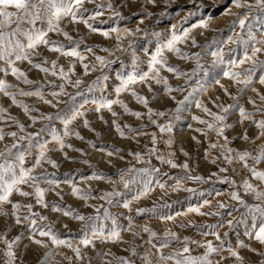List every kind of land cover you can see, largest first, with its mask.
<instances>
[{
	"label": "rangeland",
	"instance_id": "1",
	"mask_svg": "<svg viewBox=\"0 0 264 264\" xmlns=\"http://www.w3.org/2000/svg\"><path fill=\"white\" fill-rule=\"evenodd\" d=\"M254 2V0H247ZM112 3L124 19L109 17L112 15L107 8V4ZM196 4H202V9H197ZM100 5V8H97ZM83 9H87L84 18L96 11L103 14L96 20H89L96 31H91L83 22L73 23L70 18H64L60 22V28L67 32L73 41H81L79 48L85 59L83 61L63 56L59 53L51 52L47 47L41 45L37 48L39 55H33L32 64L28 61H16L14 67L24 72L33 83L28 85L23 83V78L17 79L11 73V68L0 61V80L11 85L8 92L15 96L16 104L12 102L11 95H5L0 92V129L4 132V139L0 140V151L13 143L18 142V137L29 133H36L45 126L48 129H55L57 135L62 138L65 147L53 140L51 134L46 131L42 137L37 138L35 143H46V156L56 163L58 167H52L51 164L42 163L39 167H34L35 159L38 156V149L33 147L30 154H26L25 168H33V176L40 177L47 175V179L57 181L56 184L49 185L40 183V187L45 189L44 202L47 207L41 206L36 202L35 195L22 197L13 193L10 197L12 203H19L21 208L17 215L20 217V223L16 222L13 216L11 203L0 205V236L4 240L12 242L19 237V240L13 244L15 260L13 264H40L45 258L46 253L52 255L46 261V264H69L66 257L72 258V264H106L112 261V255L104 256V252H109L115 256L129 257L134 264H143L139 257H132L128 251L130 247H137V251L143 254L145 251L153 253L155 259L156 250L147 243L149 233L143 232L147 226L151 231L157 233V239L153 243L159 246L164 233L172 231L177 234L178 239L170 240L169 246L162 249L165 255L171 254L174 250L182 249L185 238H188V246L191 255L199 256L205 251L199 247V244L211 242L214 247L223 250L214 253L211 257L213 264H240V261L233 257L229 249L237 253V256L243 261V264H261L264 261V245H261L254 236L246 235V230L251 229V220L247 223L239 224L237 221L243 217L246 209L237 201L231 199V193L237 192L238 195L247 204H258L254 195L246 194L242 187L243 180L248 179L254 187L264 191V184L255 180L251 173L243 168L241 162L233 160L231 164L227 163L224 156L221 155L222 149L217 147L211 149L210 144L216 143L223 145L224 137H218L214 131L208 130L206 124L199 123V120L214 122L212 117L207 115L202 108L197 107L199 102L210 112L221 114L220 105L227 106L236 104L237 107L226 114L224 124V136L227 137L228 147L233 149V155L237 151H249L255 155L260 145H264V137L259 136V130L251 121H241L239 107H243L247 112L253 113V120L264 119V115L257 112L258 107H264V101L260 96L264 95V85L259 83V75L253 77V83L241 93L239 90L244 86L236 81L226 77L225 71L241 72L249 67V64L233 68L228 65H219L213 67V57L211 52L217 48L225 53V60L243 58L244 47L232 43H225L229 36L235 39V33L240 32L239 27L234 30L229 25L236 19V14L242 13L243 9L235 8L230 0H169L165 4L163 0H156V4H147L146 0H86ZM82 9V11H83ZM165 13L161 15V13ZM151 13L152 15H147ZM189 13H195L189 15ZM143 20V23L140 21ZM203 22V24H202ZM46 28L47 25H37ZM112 28L120 29L119 36L122 37L119 43L125 51H117L116 44L117 33L112 32ZM128 29L135 33L133 36L127 35L123 30ZM140 31H137V29ZM189 30V38L182 43L177 44L181 53H187L190 59H181L176 53L169 52L166 48L163 51V57L168 66L176 68L181 75L171 73L161 68L156 69L159 78L166 79L168 87L173 91L165 90L163 83L157 84L151 77L155 73H149L151 57L156 54L159 47L166 44L173 32L182 35L183 31ZM104 32L108 36L103 35ZM257 39H264V28L253 29ZM147 33V35H145ZM159 33V35H152ZM51 41L64 45L65 51L70 50L75 44L69 42L60 33L51 32L47 37ZM246 38V37H245ZM192 39H195L196 45H192ZM213 39L219 43L212 45L207 51L204 50L206 44L211 43ZM129 43L134 48H128ZM91 48L93 51L88 52ZM109 49L114 54L109 56L107 52L101 49ZM235 49V52L230 50ZM135 51L137 63L135 69L132 65V53ZM200 54L199 64L201 69H197V60L195 54ZM250 54V46H249ZM101 56L106 60L114 61L110 66L101 68L95 57ZM14 59V57H13ZM258 59L264 60V54H258ZM47 61V63H45ZM56 62V68L53 69L52 62ZM33 64H41L42 67L49 69L44 73L33 67ZM89 66L87 75L83 65ZM63 68L68 73L67 79H60L59 69ZM69 68L72 69L69 72ZM55 71L56 75H52ZM135 73L137 77L144 73H149V78L130 84L127 89L117 93L116 89L121 86V78H126L129 73ZM195 72V75L193 73ZM205 72L208 74L205 75ZM187 74V75H183ZM107 76L106 80L99 78ZM80 79L82 83L77 87L74 82ZM96 81V84H93ZM60 85H63L61 92ZM92 86L91 92L87 91ZM40 89L42 97L36 95L22 96L19 91L35 92ZM225 89L229 95L225 94ZM255 89V91H253ZM60 93L53 96L51 93ZM132 92L143 96L148 100L145 107L139 103ZM77 93H82L78 95ZM189 93L192 95L189 96ZM236 97L233 101L230 97ZM73 97H75L73 99ZM188 101L181 105L179 102ZM119 101L113 103L111 108L99 107L98 103L93 101ZM48 101V103H45ZM250 101H254L251 103ZM27 105L30 111L26 114L22 107L18 105ZM121 104L126 105L129 112H125ZM82 105V106H81ZM180 108L177 113L176 109ZM153 112H163V116H152L156 121L152 124L148 117V109ZM73 111L83 113L78 115L75 120L68 125L69 135H64V124L60 120L51 121L42 119L43 116L61 115L71 116ZM132 112L141 113V118L137 119L131 115ZM113 113H116L113 116ZM179 117L178 119L176 117ZM196 117L197 119H193ZM35 118V122L33 119ZM87 121V126H85ZM23 125L24 131L21 132L17 123ZM171 124L172 131L161 133L157 125ZM127 126V127H126ZM119 127V131H117ZM131 128L133 131H129ZM10 132H16L17 137L13 138L7 135ZM120 132L124 133L122 137ZM202 133H207L206 135ZM155 134L157 143L156 155H149L148 150L153 147L151 140ZM249 137L243 139L244 135ZM195 138V139H193ZM171 140V146L165 141ZM22 145L27 141H19ZM118 150V151H117ZM15 152L16 150L13 149ZM113 153L111 156L108 153ZM130 153H140L143 162H137ZM168 153H172L173 161L178 165L188 164V170L182 167L172 168L167 163H161L157 156L163 155L168 159ZM184 153L188 155L185 156ZM215 159V163L212 161ZM250 166L258 171H264V161L259 164H253L248 161ZM145 167L159 168L160 173L157 178L164 184L160 188L155 182L150 185L151 191L148 195L134 200L132 197L142 189L137 183L132 186V191L125 192V195L119 198L120 203L108 205L105 201L99 199L103 192L113 190L115 187L124 192L123 185L119 183L118 172L128 168L141 169ZM225 168L226 172H220ZM235 169V171H233ZM93 173L102 174L110 177L111 181L105 179H88ZM167 173V175H164ZM215 173V175H213ZM134 174V173H133ZM189 176H200L207 183H201L194 179H188ZM217 177L228 178L234 182L219 183ZM67 181H70L68 183ZM177 181L179 184L177 185ZM29 184L20 185L21 190L33 192ZM80 189L82 193H91L87 201L79 199L72 195L73 188ZM193 189L194 191H188ZM203 193V195H200ZM131 200V211L122 207L123 200ZM208 203L205 204L204 201ZM227 205L220 209L219 204ZM32 205L31 212L27 205ZM170 207H162L163 205ZM53 206H58L61 211H53ZM103 206L108 208L110 213L118 216V222L121 225V240L125 242H102L94 239L93 244L84 247L79 243L81 236L82 223L65 216L62 210H72L80 215H95V207ZM156 207V213H145L142 216L136 215L138 208ZM199 208V213L190 212L188 209ZM177 213H180L177 215ZM213 213H218L213 215ZM229 213H231L229 215ZM133 217L134 232H139L138 237H134L132 232L124 231L127 227L125 217ZM27 216L29 219L25 220ZM167 216H173L171 220ZM40 217L46 219L41 220ZM36 219L35 231L30 221ZM229 221L232 226L229 227ZM107 229L111 228L110 221H105ZM215 225V228L208 227ZM50 226L52 231L59 235L61 239L72 243L73 247H79L85 259L77 261L74 252L65 245H53L46 236H40L41 228L45 230ZM207 233V235H204ZM227 233V235H225ZM217 236L220 239H217ZM35 241H41L37 244ZM196 241L198 243H192ZM42 245H47L44 247ZM142 245V246H141ZM6 245L0 240V264H5L7 257L4 255ZM97 253H101L100 256ZM114 264V262H113ZM168 264H173L169 261Z\"/></svg>",
	"mask_w": 264,
	"mask_h": 264
},
{
	"label": "snow or ice",
	"instance_id": "2",
	"mask_svg": "<svg viewBox=\"0 0 264 264\" xmlns=\"http://www.w3.org/2000/svg\"><path fill=\"white\" fill-rule=\"evenodd\" d=\"M86 0H0V61L4 62L6 65H8L9 68H11V73L13 76H15L18 80L23 78L24 84H32L33 82L27 78L24 72L20 71L16 67H14V64L16 61H28L30 64H32V57L33 55H39L37 52V48L41 45L48 48L49 51L59 53L63 56H69L76 59H79L83 61L85 59V56L79 52L77 49L80 46L81 41H73V38L67 33L64 32L60 28V22L64 18H70L71 22L77 23V22H83L91 31H96L95 28L92 27L91 24H89V20H96L98 17H100L103 13L101 11H96L88 16L87 19L84 18V13L87 11V9H83V5L85 4ZM88 2H92V0H88ZM165 4L169 3V0H163ZM174 2V0H173ZM147 4H156V0H146ZM230 3L232 6L238 9H243L244 11L242 13L236 14V19L232 22V24L229 25V28L235 29L236 27H239L240 32L235 33V39H233L232 36H229L227 38V41L225 43H232L236 44L238 46L244 47V55L242 59H239L238 61L236 59H228L225 60V53L222 49L217 48L216 50L211 52L213 59V67L219 66V65H228L233 68H238L242 65L249 64L250 66L243 69L241 72H235V71H225L224 75L237 83L243 85L244 87L241 88L239 91L241 93L244 92L245 89L249 87L253 83V77L257 75V72L260 73L258 79L259 83L261 85H264V60L258 59V54H264V39H257L256 35L253 32L254 28H257L258 30L261 28H264V0H254V2H247V0H230ZM195 7L197 9H202L204 6L202 4H196ZM97 8H100V5H97ZM107 8L111 11L112 15L109 17V19L112 18H118V19H124L125 17L121 14V12L118 10L117 7H115L112 3L107 4ZM83 9V11H82ZM165 13H161V15H164ZM195 13H189V15H194ZM147 15H152L151 13H147ZM143 23V20L140 21ZM47 25L46 28L44 27H38L37 25ZM203 24V22H202ZM112 32H116L117 35V44H116V50L117 51H125L126 49H123L119 43L120 39L122 37L119 36L120 29L118 28H112ZM127 35L133 36L135 33L129 31L128 29L123 30ZM137 31H140L138 28ZM51 32L60 33L64 36V38L69 42V44H75L74 47H72L70 50L65 51L64 45L58 44L55 41L49 40L48 34ZM103 35L108 36L107 32H104ZM147 35V33H145ZM152 35H159V33H152ZM246 37V38H245ZM189 38V30L185 29L183 31V34H177L173 32L171 39L167 41L166 44L159 47L156 51V54L151 57V63L149 67V73H155L151 78L155 80L157 84L163 83L165 90L168 92L173 91L170 87H168V82L166 79L159 78V73L156 69V66L159 65L161 68H164L166 71L175 73L177 75H181V73L178 72L176 68H173L171 66H168L167 61L163 57V51L166 48L169 52L176 53L181 59H190L192 57H189L187 53H181V50L177 47V44L182 43L183 41L187 40ZM219 43L216 39H213L211 43L206 44L204 46V50L207 51L209 48L212 47V45ZM192 45H196L195 39H192ZM249 46H250V54H249ZM128 48H134V45L132 43H129ZM88 52H92L93 50L91 48L87 49ZM101 51L107 52L109 56H112L114 53L110 51L109 49H101ZM231 52H235V49L230 50ZM14 57V59H13ZM96 61H98L101 68L105 66H110L114 61L106 60L104 57L96 56ZM195 59L197 60V69H201V65L199 64L200 60V54H195ZM47 63V61H45ZM137 63V57L135 55V51L132 53V65L135 69ZM33 67L39 69L40 71L44 73H48L49 69L47 67H42L41 64H33ZM53 69L56 68V62H52ZM85 68V74L87 75V70L89 66L87 64L83 65ZM69 72L72 71L71 68L68 70ZM149 73H144L143 75H140L137 77L135 73H129L126 78H121V86L116 89L117 93L124 91L129 87L130 84H134L137 82V80L144 81L149 78ZM208 73L205 72V75ZM52 75H56V72L53 71ZM59 75L60 79L66 80L68 73L65 72V70L61 67L59 69ZM187 75V74H183ZM195 75V72L193 73ZM101 80H106L107 76H103L99 78ZM82 83L80 79H77L74 84L75 86H79ZM96 81H93V84H96ZM11 87V85L6 84L3 80H0V92H4L5 95H11L12 96V102L13 104H16V98L14 95L8 92V89ZM61 92H63V85H60ZM93 90L92 86H89L87 91L91 92ZM255 91V89H253ZM19 95L22 96H31L36 95L38 97H42L41 91L38 88L35 92L31 91H19ZM53 96H57L60 93L53 92L51 93ZM78 95L82 93H77ZM135 99L143 104L145 107L148 105V100L140 95H137L135 92L131 93ZM225 94L229 95L227 92V89H225ZM192 94L189 93V96ZM75 97H73L74 99ZM233 101H235L236 97H230ZM260 100L264 101V95L260 96ZM188 101V97H185L184 101H180L179 103L183 105L185 102ZM251 103H254V101H250ZM45 103H48V101H45ZM93 103H98L99 107L97 110H99L100 107H108L111 108V105L113 103H120L119 101H104L101 99L100 101H93ZM19 107H22L27 114L30 109L27 105H18ZM82 106V105H81ZM121 107L124 109V111L127 113L129 112V109L126 105L121 104ZM197 107L202 108V110L209 116L212 117V120L214 122H208L205 120H199V123L206 124L207 129L214 131L218 137H224L225 143L223 145H218L216 143L210 144L209 147L211 149H215L217 147H220L222 149L221 155L224 156L227 163L231 164L233 160H236L238 162H241L243 165V168L247 169L252 177L259 181L261 184H264V171H258L255 167L250 166L248 161L251 160L253 164H259L262 161H264V145H260L258 148V151L255 155L252 154V152L249 151H237L233 155V149L228 147V139L226 136H224L225 128L228 127L224 124V121L226 119V114L230 112V110L237 107V105L230 104L227 106L220 105V112L221 114H216L210 112L206 107H203L199 102H197ZM180 108L178 107L176 109V112H180ZM3 109H0V112H3ZM257 112L261 113V115H264V107H258ZM131 115L135 116L137 119L141 118V113L139 112H132ZM239 114L241 121L248 120L255 124L256 128L259 130V137H264V119L260 120H253V113L247 112L243 107H239ZM78 115H83V113H80L78 111H73L71 116L61 115L60 113H57L54 117L51 115L43 116L42 119L51 121L53 119L60 120L61 123L64 124V135H69L68 125L71 124L73 120L77 118ZM116 113H113V116H115ZM163 116L165 113L163 112H153L152 109H148V117L152 124H156L155 120H152V116ZM179 118L178 116L176 117ZM33 122H35V118H32ZM193 119H197L194 117ZM17 123V127L20 128V131H24L23 125H20L19 122ZM85 126H87V121H85ZM127 127V126H126ZM161 133L164 132H171L172 126L171 124H164V125H157ZM48 131L53 140H55L61 148L65 147L62 138L57 135L55 129H48L47 126L44 128H41L36 133H29L27 135H22L18 137V142L13 143L11 146L6 147L3 151H0V205L3 204H9L11 203L12 208V215L16 217V222L20 223V217L17 215L18 210L21 208V205L19 203H12L10 201V197L13 195V193H17L22 197H29L31 195H35L36 202L40 204L41 206L47 207V205L44 202V196H45V189L40 187V183H47L49 185L56 184L57 181L53 179H47V175H42L40 177L33 176L31 173L34 170V167H39L42 163H48L51 164L52 167H58L54 161L51 159H48L46 156L47 151V145L46 143H35L34 141H37V138L42 137V134ZM117 131H119V127H117ZM129 131H133L131 128H129ZM206 135L207 133H202ZM7 135L16 138L17 133L16 132H10ZM120 135L123 137L124 133L120 132ZM4 139V132L2 129H0V140ZM195 139V138H193ZM243 139L248 140L249 137L245 134L243 136ZM27 141V144L22 147V145L19 143V141ZM151 143L153 147L148 150L149 155H156L157 149L155 147L157 143V138L155 134L152 135ZM165 143L168 146H171V140L165 141ZM33 147H36L38 149V156L35 159V165L33 168H25V157L26 154H30V151ZM13 149L16 151L14 152ZM118 151V150H117ZM113 153L109 152L108 155H112ZM130 155H133L135 160L137 162H143V157L140 153H130ZM172 153H168V159H165L163 155L157 156V158L160 160L161 163H167L172 168H178L182 167L185 171L188 170V164L184 163L183 165L176 164L172 157ZM185 156H187V153H184ZM215 163V159L212 161ZM227 170L225 168H221L220 172H226ZM235 171V169H233ZM134 173V174H133ZM160 173L159 168H151V167H145L141 169H134V168H128L127 170H120L118 172V175L120 177L119 183L123 185L124 192L118 190L115 187L116 182H112L110 177H105L102 174L99 173H93L91 177H88V179H105L113 183V190L109 192H103L99 195V199L106 202L108 205H114L120 203L119 198L125 195V192L132 191V186L139 183L142 186V189L138 191L136 195L132 197L134 200H139L141 197L146 196L151 191L150 185H152L154 182L160 187L164 188V184L161 183V181L157 178V174ZM164 175H167V173H164ZM215 175V173H213ZM188 179H194L196 181H199L201 183H207V181L203 180L202 177L196 176L192 177L189 176ZM217 180L219 183H229L234 184V182L228 178H219L217 177ZM31 182V187L33 188V192L23 191L20 188V185L23 184H29ZM70 183V181H67ZM179 184V181H177V185ZM242 187L244 189V192L246 194H253L254 198L258 200L260 203L258 204H247L239 195L237 192L233 191L231 193V199L234 201H237L242 207L246 209V212L243 214V217L237 221L239 224H245L247 223V219L250 218L251 220V229L246 230V235H251L254 232L255 239L261 244L264 245V191L258 190L256 187L253 186L249 182L248 179L243 180ZM188 191H194L193 189H188ZM72 195L78 197L79 199H82L84 201H87L91 197V193H82L80 189L73 188L72 189ZM200 195H203V193H200ZM95 198V197H91ZM131 200H123L122 201V207L125 209H128L131 211L130 204ZM205 204L208 203L207 200L204 201ZM28 208V211L31 212L32 205L29 204L26 206ZM103 206L95 207V215H80L78 213H74L72 210H62L63 214L65 216H70L72 219L80 221L82 223L81 227V236L79 239V243L82 244L84 247H88L89 245L93 244L94 239L100 240L102 242H112V243H118V242H125L121 240V225L118 222L119 218L116 215H113L110 213L108 208H103V212L101 214V208ZM162 207H170V205H163ZM220 209H224L227 207V205L221 203L218 206ZM53 211H61V209L58 206H53ZM157 209L156 207L153 208H138L136 210L137 216H142L145 213H156ZM190 212H197L199 213V208H192L190 207L188 209ZM4 214V213H0ZM180 213H177L179 215ZM218 213H213V215H217ZM231 213H229L230 215ZM173 216H167L166 219L171 220L173 219ZM25 220L29 219L27 216L24 217ZM41 220L46 219L45 217H40ZM127 220V227L124 228V231L132 232V235L134 237H138L140 235L139 232L132 231L133 229V217L131 215L125 217ZM105 221H110L111 228L107 229L105 225ZM31 225L33 226V230L35 231V226L37 224L36 219H32L30 221ZM232 226V221H229V227ZM208 227L215 228V225H211ZM143 232L149 233V239L147 241L148 244L151 245V248L156 250L155 253V259H153V253L150 251H145L143 254H140L137 251V247H130L128 249H125V251H128L130 253V256L132 257H139V259L143 262V264H168L169 261H172L173 264H213V260L211 259L212 255L214 253H218L223 250V246L221 245L220 248L214 247L211 242H208L206 244H199V247H202L205 249L202 255L199 256H193L191 255V250L188 246V238H185L182 249L174 250L171 254L165 255L162 252V249L167 248L169 246L170 240H176L178 239L177 234L172 231H167L164 233L163 238L161 239V242L159 246H157L156 243H153V239H157V233L154 231H151L147 226L143 228ZM40 236H46L48 237L53 245H65L68 248H70L76 257L77 261L85 259V257L81 253V249L79 247H73L72 243L61 239L58 234L54 233L52 231V228L50 226L47 227L45 230L44 228H41L39 231ZM204 235H207V233H204ZM227 235V233H225ZM217 239H220L219 236H217ZM0 240H3L4 244L6 245V251L4 252V255L7 257L5 264H13L15 260V254L13 252V244L16 242V240H19V237L16 238V240L9 242L7 240H4L3 236H0ZM37 244H41V241H35ZM127 243V242H125ZM192 243H198L196 241H192ZM44 247H47V245H42ZM142 246V245H141ZM233 257H236L237 260L240 261V264H243V261L240 259V257L237 256V253L229 249ZM52 255L51 252L46 253L45 258L40 261V264H46V261L48 258ZM98 256L101 255V253H97ZM104 256L112 255V261L106 262V264H134V261L125 256H115L114 254H111L109 252H104ZM66 259L69 261V264H72V258L66 257ZM218 264V262H217ZM261 264H264V261H261Z\"/></svg>",
	"mask_w": 264,
	"mask_h": 264
}]
</instances>
